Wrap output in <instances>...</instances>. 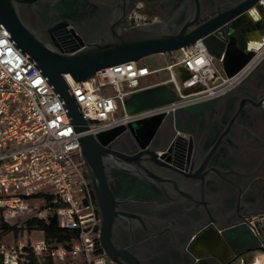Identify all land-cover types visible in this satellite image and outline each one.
<instances>
[{
    "label": "water",
    "instance_id": "1",
    "mask_svg": "<svg viewBox=\"0 0 264 264\" xmlns=\"http://www.w3.org/2000/svg\"><path fill=\"white\" fill-rule=\"evenodd\" d=\"M34 1L0 0V24L64 101L76 134L88 130V121L69 93L66 75L76 83L85 82L106 68L140 62L151 56H171L201 41L209 55L220 62L225 76L232 78L264 44L263 39L259 45L244 48L235 41L240 27L252 20H264V0H184L166 16L164 23L127 30L120 25L111 26L105 37L91 39L86 48L62 51L40 39L29 12ZM232 93L230 90L173 113L79 138L82 159L102 219L100 248L113 264H231L237 257L264 247V235L256 236L250 225L264 217V211L255 209L258 200L254 195L263 176L258 172L262 154L258 151V158L254 160L222 120L223 112L230 107ZM176 100L177 95L170 87L159 85L133 94L126 99L124 107L131 116L171 105ZM184 115L188 121L198 116L211 119L203 128L191 127L182 132L184 137H177L176 148L181 140L187 143L185 166L178 163L176 149L172 158L155 152L151 158L141 159H130L114 150L124 134L136 140L147 135L148 140L140 145L143 150L166 117L179 122ZM105 163L125 168L143 179L144 175L139 172L149 173L145 179L153 185L157 213L150 217L153 229L143 237L155 248L154 255L145 260L123 252L115 256L104 245V231L107 240L114 219L119 217ZM151 165L158 170L153 171ZM256 214L259 216L255 217ZM247 216L254 217L246 220ZM254 225L257 228V222ZM198 248L203 252L197 253ZM216 249L225 250L230 258L221 261L214 254Z\"/></svg>",
    "mask_w": 264,
    "mask_h": 264
},
{
    "label": "built area",
    "instance_id": "2",
    "mask_svg": "<svg viewBox=\"0 0 264 264\" xmlns=\"http://www.w3.org/2000/svg\"><path fill=\"white\" fill-rule=\"evenodd\" d=\"M131 18L134 25L143 22L136 14ZM172 57V63L158 69L141 61L122 63L85 82L76 83L64 76L70 95L88 121V130L76 134L64 101L0 24V221L15 226L29 219L48 222L53 218L60 229L77 235L68 243H48L44 237L33 243L30 248L39 262L110 264L99 244L101 219L81 155L82 135H97L219 97L264 57V44L232 78L217 67L201 41ZM163 74L167 78H160ZM159 85L176 93L173 104L127 115L126 99ZM250 225L256 236L264 235V217ZM25 248L23 243L0 246L3 264H19V256L23 262ZM231 264H264V247L237 257Z\"/></svg>",
    "mask_w": 264,
    "mask_h": 264
},
{
    "label": "flooded vegetation",
    "instance_id": "3",
    "mask_svg": "<svg viewBox=\"0 0 264 264\" xmlns=\"http://www.w3.org/2000/svg\"><path fill=\"white\" fill-rule=\"evenodd\" d=\"M183 1L35 0L29 12L36 22V31L40 39L50 47L68 51L84 49L91 39L105 37L111 26L120 25L127 30L164 23L166 16L173 13ZM134 14L142 17L143 22L132 24L133 21L130 19ZM263 39L264 20H252L240 27L235 35L237 45L244 48L259 45ZM232 90L230 107L223 112L222 120L229 125L231 134L240 141L243 149L249 151L254 160L258 158V151L262 154L258 172L263 176L254 195L258 200L255 209L264 211V57L248 67ZM210 120L198 116L188 121L184 115L179 122H173L168 116L145 149L142 150L140 145L148 140L147 135L136 140L131 135L124 134L114 146V150L123 153L127 158L141 159L151 158L155 152L159 156L166 155L165 158H172L176 149L178 163L185 166L187 143L181 140L176 148L174 143L177 137H184L182 132L191 127L203 128ZM105 166L109 188L115 201V211L119 213V217L114 219L107 240L106 230L104 231V245L105 247L107 245L115 256L123 252L140 261L145 260L154 255L152 250L155 248L147 239L143 240V237L149 235L153 229L150 217L157 213L153 185L145 179L149 178V173L147 170L139 172L144 175L143 179L139 174L118 168L114 164L105 163ZM151 168L153 171L158 170L155 165H151ZM257 215L259 216V214L254 216L258 217ZM254 216H247L245 219ZM110 264H113L111 260Z\"/></svg>",
    "mask_w": 264,
    "mask_h": 264
},
{
    "label": "trees",
    "instance_id": "4",
    "mask_svg": "<svg viewBox=\"0 0 264 264\" xmlns=\"http://www.w3.org/2000/svg\"><path fill=\"white\" fill-rule=\"evenodd\" d=\"M187 75H184L186 78ZM24 226L28 230H37L43 233L44 240L48 243H68L72 239L76 238V233L71 231L62 230L58 227L55 219L51 218L48 222L38 220V219H29L24 223ZM15 226H10L5 223L3 220L0 221V239L1 236L7 233H10L15 230ZM25 257L24 261L19 264H53L51 259H45L42 262H39L38 259L33 254L31 248H25ZM0 264H3L2 257H0Z\"/></svg>",
    "mask_w": 264,
    "mask_h": 264
},
{
    "label": "rangeland",
    "instance_id": "5",
    "mask_svg": "<svg viewBox=\"0 0 264 264\" xmlns=\"http://www.w3.org/2000/svg\"><path fill=\"white\" fill-rule=\"evenodd\" d=\"M141 62L143 64L149 66L150 68L158 69V68H162V67L166 66L167 64L172 63L173 57H172V55L171 56L157 55V56H151L149 58H146V59L142 60ZM216 64L219 65L217 61H216ZM217 67L222 69L221 65L217 66ZM160 78H162V79L167 78V74H163ZM160 78H158V79H160ZM10 225H12V224H10ZM15 227L16 228L14 231L1 236L0 246L3 245L5 247H14V246L18 245L19 243H23V244H26L28 248H30L33 243H35V242H37L43 238L42 232L37 231V230H31L30 231V230L26 229L24 224H22L20 222L15 224ZM251 253L252 252L246 253V254L248 255ZM0 257H3V256L0 254ZM20 259H21V256H19V260H18L19 262H21Z\"/></svg>",
    "mask_w": 264,
    "mask_h": 264
},
{
    "label": "bare ground",
    "instance_id": "6",
    "mask_svg": "<svg viewBox=\"0 0 264 264\" xmlns=\"http://www.w3.org/2000/svg\"><path fill=\"white\" fill-rule=\"evenodd\" d=\"M196 252H197V253H202L203 251H202L201 248H198V249L196 250ZM214 254H216V255L220 258L221 261H226L227 259L230 258V254L227 253L225 250H222V249H220V250H219V249H216V250L214 251Z\"/></svg>",
    "mask_w": 264,
    "mask_h": 264
},
{
    "label": "crops",
    "instance_id": "7",
    "mask_svg": "<svg viewBox=\"0 0 264 264\" xmlns=\"http://www.w3.org/2000/svg\"><path fill=\"white\" fill-rule=\"evenodd\" d=\"M219 64V63H218ZM217 66H220V64L219 65H217Z\"/></svg>",
    "mask_w": 264,
    "mask_h": 264
}]
</instances>
